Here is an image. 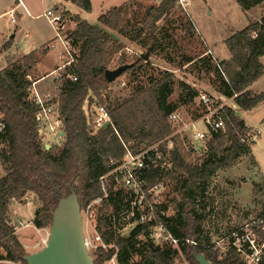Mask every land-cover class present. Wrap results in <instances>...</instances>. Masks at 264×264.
I'll use <instances>...</instances> for the list:
<instances>
[{"label":"trees","instance_id":"16d2710c","mask_svg":"<svg viewBox=\"0 0 264 264\" xmlns=\"http://www.w3.org/2000/svg\"><path fill=\"white\" fill-rule=\"evenodd\" d=\"M63 1L87 12L92 8L91 0ZM177 1L162 0L158 6L147 7L138 30L134 28L135 24L125 20L121 7L99 16L98 25L68 12L76 28L64 35L70 43L72 57L66 70L74 72L77 80L72 81L65 74L61 81L58 102L64 132L61 146L47 148L42 144L34 104L29 99V89L34 82L29 76L38 61L36 53H29L0 71V112L6 125L5 132L0 135V159L7 171L0 177V264L6 261L27 264L24 256L28 253L8 218L11 201L24 203L27 194L34 193L42 203L36 211L34 225L39 229L50 227L53 208L72 189L78 195L83 212L95 199L103 196L98 179L109 171L111 160L124 156V145L137 152L161 141H164L160 145L163 160H168L163 172L153 175L152 182L177 183L179 186L176 215L161 220L179 243L162 246L151 239L148 236L151 223L136 225L127 235L121 234L116 222L121 206L127 204L126 195L124 190L110 188L102 202L106 211L103 213L101 209L98 218L99 236L107 247L95 249L94 264H105L114 257L118 264H175L183 257L190 264H198L194 251L204 253L213 264H241L240 256L233 249L221 254L219 250L202 244L195 246L191 242H203L205 217L199 211L198 197L206 193L218 171L231 168L244 155L251 154L253 143L244 141L249 130L244 119L232 107H223L219 115L224 121V129L209 130L204 157L193 160V149L185 147L180 135H172L170 115L179 108L170 100L175 79L173 73L163 72L149 85L135 86L128 97L113 101L102 97V91L110 85L105 78L107 69L132 64L124 74L134 70L136 81L146 62L141 56L128 61L121 53L117 64L109 67L124 48L111 33L131 41L141 40L144 48L151 47V53H154L161 47L158 23ZM236 1L244 11L260 7L264 12V0ZM10 45L6 43L0 47V55ZM227 46L231 58L222 60L220 66L224 70L217 71L216 90L233 99L237 110L250 111L264 100V92L254 94L250 89L264 75L261 62L264 14L260 20L251 22L227 39ZM195 60L198 59L189 58L187 63ZM186 86L191 93L182 99V104L199 95L197 89ZM96 104L106 106L109 126L101 125L95 129L89 125L86 107ZM202 108L203 112L195 120L205 114L206 108ZM168 137L173 142L169 150L166 149ZM210 240L208 238L205 243L210 244Z\"/></svg>","mask_w":264,"mask_h":264},{"label":"rangeland","instance_id":"374dc122","mask_svg":"<svg viewBox=\"0 0 264 264\" xmlns=\"http://www.w3.org/2000/svg\"><path fill=\"white\" fill-rule=\"evenodd\" d=\"M162 0H91L90 11H83L71 2L63 0H24L30 6L31 16L23 14L22 8L18 9V21L13 23L11 17L5 13L17 5V0H0V42L4 39L11 41L12 48L0 55V71L8 65L13 55L24 48H38L36 57L40 61L31 77V81L49 68L52 63L65 65L70 59L68 53L71 48L66 47L58 37V31L44 13L48 9H55L58 5L64 15V25L60 31L62 38L68 31L76 28V24L70 19V14H78L82 19L93 25H98V18L115 7H121L126 21L135 24V29L141 27V22L147 7L158 6ZM72 12H70V11ZM251 11V10H250ZM264 14L260 7H255L251 12L244 11L236 0H189V4L182 7L179 1L174 4L171 11L158 23L161 47L151 53L149 59L144 62L139 79L134 81L135 72L129 71L123 74L109 87L102 91L104 99L113 101L115 98L128 97L135 86H146L163 75V72L173 73L174 85L170 100L178 104L179 119L171 124L172 135H180L185 147L193 149V160H200L206 153V140H195L197 131L207 133L206 126L199 121L196 128L191 127L195 118L203 112L200 94L210 97L214 104L228 103L237 111V114L245 120L246 126L251 130H259V135L252 140L251 154L244 155L239 162L216 173L213 182L206 193L198 197V208L205 219L202 223L204 235L203 242L210 238V242H218L234 230L250 222L253 218L264 213V100L250 111L237 110L233 99H228L217 92V71L224 70L222 59L228 58L230 52L227 39L238 31L243 30L251 22L260 20ZM22 16V17H21ZM107 30V28H104ZM124 48L115 56L109 67H114L118 57L122 54L126 60L131 61L135 57L146 52L142 41H131L117 33H111ZM12 38V39H10ZM52 43L54 44L52 46ZM10 46V47H11ZM49 49L48 58H44L46 49ZM62 50V51H61ZM62 52V57L59 53ZM59 56V57H58ZM206 56V57H205ZM204 57V58H203ZM189 58H195L193 63H187ZM209 58V60H207ZM205 59V60H204ZM62 61V62H61ZM264 63V57H262ZM68 67V66H66ZM217 68V70H215ZM63 69L57 71L62 73ZM190 86L197 89L199 95L192 101L182 104L181 101L190 95ZM251 90L255 93L264 92V75L254 83ZM42 91L49 92L53 96L54 116L59 115L58 102L62 82L55 79V75H48L38 85ZM224 97V99H222ZM109 101V100H108ZM106 104V103H105ZM107 105V104H106ZM89 125L105 112L104 105H91L86 107ZM60 118V117H59ZM58 131V128L56 132ZM62 131V130H61ZM63 132V131H62ZM61 132V133H62ZM178 132V133H177ZM57 132L53 136L50 130L41 133L42 144L47 148L61 146L62 134ZM64 133V132H63ZM209 134V132H208ZM1 149V146H0ZM7 173L0 159V177ZM178 185L177 183H165L163 202L170 215H176L178 211ZM102 202L94 204L88 211L83 212L85 236L88 248L93 256L101 241L97 239L99 234L98 218L102 209ZM42 203L32 192L25 197L24 203L11 201L8 218L15 226L19 237L27 253L39 251L43 246L38 245L49 233V228H36L34 218L36 211ZM116 216V215H115ZM132 214L124 204L118 211L116 228L123 235H127L133 228L130 226ZM162 246L167 243L158 242ZM103 248V247H102ZM220 248V247H219ZM222 248L219 249V251ZM5 264H16L6 261ZM105 264H118L116 259ZM175 264H190L184 257Z\"/></svg>","mask_w":264,"mask_h":264},{"label":"built area","instance_id":"2783aa9c","mask_svg":"<svg viewBox=\"0 0 264 264\" xmlns=\"http://www.w3.org/2000/svg\"><path fill=\"white\" fill-rule=\"evenodd\" d=\"M179 4L184 7L189 4V0H178ZM19 5H23V2L19 0ZM11 17V22L16 23V11L11 9L8 13ZM46 18L57 29L58 37L63 41L66 47L71 48L70 43L62 38L60 31L62 29V23L64 22L63 13H57L54 9H49L44 13ZM70 59L60 68L63 69L62 73L56 74L55 79L60 82L63 79V75L66 74L67 78L72 81L77 80V76L74 72L66 70V66H70L72 57L70 49L68 51ZM201 106L206 108L205 114L198 120L191 123V127L196 128L199 121H202L206 126L207 133L197 131L194 134L195 140H204L208 136L209 130H223L224 121L219 115V111L225 107H232L228 103L214 104L210 97L204 94L199 95ZM29 99L34 104L36 111V121L39 128V132L43 133L46 130H50L53 136H56L57 132L63 131V122L59 118L54 116V103L52 104L53 98L50 95L41 94L36 88V83L33 82L29 89ZM224 99V97H222ZM235 109L234 107H232ZM58 111V110H57ZM56 112V111H55ZM57 114V112H56ZM179 119L178 113L170 115V121L175 122ZM110 121L107 112L103 113L94 123L91 125L97 129L105 122ZM58 128V131L56 132ZM6 125L3 119V115L0 112V135L5 132ZM62 130V131H61ZM178 133V132H177ZM259 135V130H251L245 134L244 141L247 143L253 142ZM168 137L167 150L172 148L173 142ZM164 141L156 143L152 146L142 148L135 152L128 146L124 156L119 160H111V168L108 172L101 175L98 179L103 196L95 199L86 209L90 211L94 204L103 202L109 194V189L112 188L114 191L124 190L127 201V208L132 214V221L130 226L143 225L146 223L153 224L149 229L148 236L157 242H164L172 245H177L179 239H175L165 224L161 221L162 218L171 217L164 206L163 194L165 183L164 182H152L153 175H157L158 172H163L164 167L167 163V158L163 160L162 151H160V145ZM163 160V162H161ZM160 167V169H159ZM264 213L253 218L250 222L243 225L242 227L234 230L230 235L225 236L218 242H205L192 241L191 243L195 246L204 245L205 247L220 250L221 254H226L229 250L233 249L240 256L241 264H264ZM97 239L102 240L98 234ZM49 240V233L45 238L42 239L38 245L45 246ZM87 240V239H86ZM187 242H190L187 240ZM88 246V241H87ZM103 248L107 246L101 244ZM220 247V248H219ZM115 257L111 260L114 261Z\"/></svg>","mask_w":264,"mask_h":264},{"label":"water","instance_id":"95a60500","mask_svg":"<svg viewBox=\"0 0 264 264\" xmlns=\"http://www.w3.org/2000/svg\"><path fill=\"white\" fill-rule=\"evenodd\" d=\"M150 55L151 47L140 56L147 60ZM131 66L132 64H125L107 69L106 80L114 82ZM110 124L107 121L104 126ZM193 256L198 264H213L204 253L194 251ZM24 260L27 264H94V257L87 246L81 205L73 189L67 196L61 197L53 208L47 244L39 251L25 255Z\"/></svg>","mask_w":264,"mask_h":264},{"label":"crops","instance_id":"0c3cea01","mask_svg":"<svg viewBox=\"0 0 264 264\" xmlns=\"http://www.w3.org/2000/svg\"><path fill=\"white\" fill-rule=\"evenodd\" d=\"M22 2H23V5H19V0H17V5L16 6H14V7H12L11 9H15V11H16V20L18 21V16H19V13H18V9L17 8H22V10H23V14H27L28 16H31V13H30V6L28 5V3L27 2H24V0H21ZM63 4V3H62ZM61 4V5H62ZM61 5L60 6H56L55 7V9H54V11L55 12H57V13H63L62 11H61V9H60V7H61ZM10 9V10H11ZM9 10V11H10ZM49 10V9H48ZM47 10V11H48ZM252 10H255V8H253V9H251V11ZM9 11H7V12H5V13H9ZM46 11V12H47ZM70 11V10H69ZM250 10H249V12H251ZM45 12V13H46ZM70 12H72V11H70ZM248 12V11H247ZM22 17V16H21ZM259 20V19H258ZM257 20V21H258ZM10 21H11V19H10ZM17 23V22H16ZM63 25H64V22L62 23V27H63ZM248 26V25H247ZM10 39H12V38H10ZM6 43H10L11 44V41H9V40H7V38L6 39H4L3 40V42H0V47H2L3 45H5ZM54 44L52 43V46H53ZM11 46V45H10ZM12 48V46L11 47H9V49H11ZM8 49V50H9ZM37 49L38 48H34V47H31V48H24V50H19V49H17L18 51H16L17 53L16 54H14L13 55V58H12V60L8 63V65L6 66V67H4V69L5 68H7L9 65H11L12 63H14V62H16V61H19V60H21L23 57H25L26 55H28L29 53H32V52H37ZM47 51H46V53L44 54V58H48V56H49V52H50V50L47 48L46 49ZM62 51V50H61ZM6 52V51H5ZM60 55V57H62V52H60L59 53ZM58 56V57H59ZM264 57V56H263ZM63 58V57H62ZM230 58H231V54H230V56L228 57V58H224V59H222V60H230ZM62 62V61H61ZM261 62H262V58H261ZM263 63V62H262ZM264 64V63H263ZM40 66V61L38 60L37 61V63L35 64V68L33 69V71H32V73H31V75L29 76V79L31 80V77L33 76V74H34V72L36 73V71L38 70L39 71V69H37L38 67ZM61 66H62V64H58L57 62H54V63H52V65L49 67V68H47L46 70H44V71H42V74L41 75H39L36 79H35V83H36V88L38 89V91L41 93V94H43V95H50L52 98H53V96H52V94L51 93H49V92H45V91H42L41 90V88L38 86L39 85V82L40 81H42V80H44V78L45 77H47L48 75H55L56 76V74H57V71H60V68H61ZM3 69V70H4ZM256 83V82H255ZM255 86V84H253V85H251L250 86V89L252 90L253 89V87ZM255 94H258V93H255ZM241 117H242V115H241ZM245 121V120H244Z\"/></svg>","mask_w":264,"mask_h":264},{"label":"flooded vegetation","instance_id":"af4514ba","mask_svg":"<svg viewBox=\"0 0 264 264\" xmlns=\"http://www.w3.org/2000/svg\"><path fill=\"white\" fill-rule=\"evenodd\" d=\"M119 66V65H118ZM118 66H116V67H118Z\"/></svg>","mask_w":264,"mask_h":264}]
</instances>
